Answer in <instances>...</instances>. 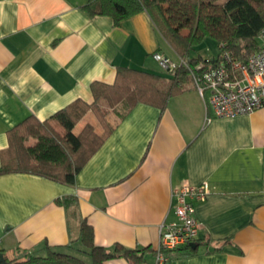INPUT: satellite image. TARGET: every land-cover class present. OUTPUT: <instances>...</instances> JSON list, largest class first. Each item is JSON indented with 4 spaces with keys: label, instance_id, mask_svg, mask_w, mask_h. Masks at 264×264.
Segmentation results:
<instances>
[{
    "label": "crops",
    "instance_id": "0c3cea01",
    "mask_svg": "<svg viewBox=\"0 0 264 264\" xmlns=\"http://www.w3.org/2000/svg\"><path fill=\"white\" fill-rule=\"evenodd\" d=\"M86 2L0 0V152L20 123L50 119L76 99L91 101V84L112 83L117 66L159 73L166 81L162 58L181 61L145 11L114 23L110 16H90ZM209 97L191 79L163 109L136 103L72 184L26 172L0 174L4 257L44 254L46 244L76 252L79 219L56 202L73 196L96 245L147 247L138 264H156L159 227L176 219L172 189L207 183L209 193L194 202L196 251L172 252L164 264H264V106L219 118ZM86 117L74 133L91 123ZM105 264L130 263L118 257Z\"/></svg>",
    "mask_w": 264,
    "mask_h": 264
},
{
    "label": "trees",
    "instance_id": "16d2710c",
    "mask_svg": "<svg viewBox=\"0 0 264 264\" xmlns=\"http://www.w3.org/2000/svg\"><path fill=\"white\" fill-rule=\"evenodd\" d=\"M90 16H110L114 23L135 13L145 11L154 26L176 54L186 64L176 63L164 81L162 74L137 68L117 66L114 81H95L90 90L92 100L76 99L58 110L55 118L63 132L44 121L28 119L9 130V144L0 152V174L26 172L61 183H74L76 173L101 146L116 124L107 125L99 114L98 101L120 102L124 112L121 119L138 102L157 105L163 109L168 99L183 90L191 80V70L201 72L210 66L211 58L190 56V50L207 37L224 42L240 59H246L259 46L258 34L264 30V0H87L82 6ZM215 57V56H213ZM88 110H93L102 122V132L96 133L86 123L78 133L75 124ZM72 217L79 219L80 247L89 261L61 246H44V254H28L24 258L8 259L6 264H105L111 258L123 257L130 264L143 260L146 248H129L120 243L106 248L94 243L93 228L79 216L76 198L56 199ZM227 241V240H224ZM65 247V246H63ZM192 254L188 242L176 251Z\"/></svg>",
    "mask_w": 264,
    "mask_h": 264
},
{
    "label": "built area",
    "instance_id": "2783aa9c",
    "mask_svg": "<svg viewBox=\"0 0 264 264\" xmlns=\"http://www.w3.org/2000/svg\"><path fill=\"white\" fill-rule=\"evenodd\" d=\"M258 40V48L246 59L238 58L233 49L221 42L207 69L191 70L192 81L199 93L210 92L209 102L215 117H234L264 106V30L259 32ZM162 61L168 70L177 65L167 57ZM179 63L186 64L182 59ZM208 193L207 183H185L172 189L176 219L163 222L159 227L156 264L169 261L172 252L194 240L200 228L194 202L203 200Z\"/></svg>",
    "mask_w": 264,
    "mask_h": 264
},
{
    "label": "rangeland",
    "instance_id": "374dc122",
    "mask_svg": "<svg viewBox=\"0 0 264 264\" xmlns=\"http://www.w3.org/2000/svg\"><path fill=\"white\" fill-rule=\"evenodd\" d=\"M217 52H218V48H217L216 40L207 37L203 40L201 44L195 45L190 50V56L196 57L197 55H201V56L212 57V56H216ZM97 106L99 108V114L102 116L101 118H104V122L107 125H111L115 123L124 112L123 106L120 102L111 103L110 101L104 98H101L98 101ZM85 114L87 115L86 120L91 121V124L93 125L95 132L101 133L103 126L97 114L93 110H88ZM49 124L54 128V130L61 133L63 132V130L61 129L60 125L57 123L55 118L50 119ZM78 128L79 125H76L73 130L77 131ZM74 253L82 257L84 260L89 261L88 257L85 254H83V252L77 251Z\"/></svg>",
    "mask_w": 264,
    "mask_h": 264
},
{
    "label": "water",
    "instance_id": "95a60500",
    "mask_svg": "<svg viewBox=\"0 0 264 264\" xmlns=\"http://www.w3.org/2000/svg\"><path fill=\"white\" fill-rule=\"evenodd\" d=\"M7 259L4 257L3 253L0 251V264H6Z\"/></svg>",
    "mask_w": 264,
    "mask_h": 264
}]
</instances>
